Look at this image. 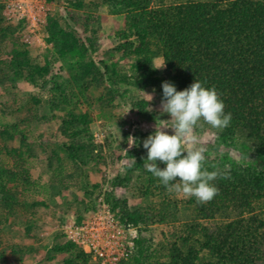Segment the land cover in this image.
I'll list each match as a JSON object with an SVG mask.
<instances>
[{
  "label": "trees",
  "instance_id": "trees-1",
  "mask_svg": "<svg viewBox=\"0 0 264 264\" xmlns=\"http://www.w3.org/2000/svg\"><path fill=\"white\" fill-rule=\"evenodd\" d=\"M67 2L74 7L67 15L72 26L65 28L56 16L48 15L42 30L55 57L61 61L72 60L73 80L81 82L86 89L92 81L100 82L104 74L97 64L101 60V43L92 36L96 32L93 27L96 18L82 10L83 0ZM99 2L123 20L122 26L113 30L112 51L119 57H135L131 64L133 73L118 71L117 75H109L107 79L113 82L116 78L123 81L134 78L140 84L145 80L152 81L150 63L153 56L160 55L177 91L185 89L195 79L206 87H215L225 104V113L232 114L230 126L224 129L226 135L246 132L254 143V153L264 157V0ZM0 21L3 31L8 34L17 28L1 14ZM16 25L22 24L17 22ZM75 25L82 28V32ZM84 34L88 35L85 37ZM25 52L21 45L15 44L11 57L25 80L42 87L50 82L57 91H64L52 74L49 59L45 56L43 63L30 62L25 59ZM108 68L105 65L106 74ZM88 77L92 78L91 82ZM63 95V103L72 105L65 92ZM74 109L66 114V118H61L59 129L70 138V143L64 145L68 157L80 166H87L90 159L93 162L99 155H93V145L88 146L77 139L81 131L89 132L90 116L81 113L77 106ZM19 122L16 118L6 123L3 132L11 137V132L20 134ZM79 123L81 129L73 126ZM136 142L143 141L137 139ZM211 165L206 160L204 167L213 171ZM54 171L59 174L62 170ZM28 172L23 164L0 171V204L9 214H13L19 204H24L16 195L17 189L9 187V183L21 180L28 186ZM220 173L229 174L231 178L218 177L212 182L219 189L212 201L198 204L195 198L185 200L184 207L190 215L178 231L168 232L164 225L159 229L153 227L155 223L176 220L180 209L166 194L163 185L159 188L161 199L148 204L145 210H122L119 215L122 222L135 227L150 226V234L144 237L138 232L133 249L117 264H264V166H237ZM2 174L7 180L5 183H1ZM107 198L113 207V201L109 196ZM222 210L228 211V217L216 218ZM71 219L75 222L84 220L81 216ZM65 220L68 219H60L56 225ZM56 231L65 237L62 230ZM52 248L66 252L60 264H96L67 238L60 245L52 244Z\"/></svg>",
  "mask_w": 264,
  "mask_h": 264
},
{
  "label": "rangeland",
  "instance_id": "rangeland-1",
  "mask_svg": "<svg viewBox=\"0 0 264 264\" xmlns=\"http://www.w3.org/2000/svg\"><path fill=\"white\" fill-rule=\"evenodd\" d=\"M67 1L47 0L48 15L56 16L65 28L72 26L67 15L74 9ZM99 1L83 0L82 10L96 18L93 22L96 32L92 36L101 43V60L97 64L104 73L100 82L88 77L87 80L92 82L86 89L81 82L73 80L72 60L61 61L55 57L42 27L41 43L30 44L25 40L27 30L24 25L18 26L11 21L17 28L8 34L3 31L0 21V171L23 164L30 177L28 186L21 180L8 182L9 187L17 189V197L24 202L13 214L7 213L0 204V264H60L66 252L53 249L52 244L60 245L66 237L56 231V223L60 219L89 217L102 191L113 201L112 209L118 218L122 210H145L148 204L161 199L159 188L162 184L144 168L147 151L143 142L136 140L144 141L154 133L156 125L159 127L162 121L170 120L160 106L162 83L169 81L175 85V82L167 75L160 55L153 56L150 63L152 81L145 80L140 84L134 78L129 81L116 78L113 82L107 79L109 75H117L118 71L133 73L131 64L135 57H119L112 51L113 30L122 26L123 20ZM75 26L82 32V28ZM15 44L26 50L24 57L30 62L43 63L46 56L51 62L53 76L64 91H57L50 82L42 87L25 80L11 59ZM105 65L109 67L107 74ZM64 92L72 105L63 103ZM5 105L9 107L5 108ZM75 106L90 116L89 132L81 131L77 139L88 146L93 145V155H99L93 162L90 159L87 166H80L68 157L64 145L70 143V138L59 129L61 118H66L71 110L75 111ZM16 118L20 120L22 132H11V137L3 130L6 123ZM168 123L170 125L171 121ZM73 126L82 128L81 123ZM165 131L172 134L171 129ZM94 133L100 134L101 138L97 139ZM195 134L200 145L206 148V160L214 166L213 171L264 166V157L254 153V143L246 132L237 131L227 136L224 130L203 124L196 128ZM158 166L165 167L159 162ZM59 168L61 173L55 174L54 169ZM2 177L1 183L7 182L4 174ZM114 179L116 185L112 184ZM166 194L179 205L178 217L163 224L155 223L153 227L159 229L164 225L168 232L178 231L189 219L190 212L184 207L187 197L167 190ZM222 211L216 218L228 217V211ZM149 229L150 226L146 228L143 224L136 226L133 242L139 237L138 232L140 236H149Z\"/></svg>",
  "mask_w": 264,
  "mask_h": 264
},
{
  "label": "clouds",
  "instance_id": "clouds-1",
  "mask_svg": "<svg viewBox=\"0 0 264 264\" xmlns=\"http://www.w3.org/2000/svg\"><path fill=\"white\" fill-rule=\"evenodd\" d=\"M162 90L160 106L170 120L162 121L159 127L156 125L154 133L144 139L143 148L147 151L144 168L169 193L195 198L198 204L208 203L219 194L212 182L218 177H231L204 167L206 148L200 145L195 130L207 124L222 131L230 126L232 114L225 113V104L215 87H206L196 79L180 91L173 83L164 81ZM165 129H171L172 134ZM158 162L165 167H159Z\"/></svg>",
  "mask_w": 264,
  "mask_h": 264
},
{
  "label": "built area",
  "instance_id": "built-area-1",
  "mask_svg": "<svg viewBox=\"0 0 264 264\" xmlns=\"http://www.w3.org/2000/svg\"><path fill=\"white\" fill-rule=\"evenodd\" d=\"M2 14L20 22L27 30L26 42L41 43L40 29L50 6L47 0H0ZM99 139L100 134L94 133ZM68 240L76 243L99 264H116L120 257L131 252L137 230L122 222L111 207L105 191L98 194L95 210L81 222L65 220L57 225Z\"/></svg>",
  "mask_w": 264,
  "mask_h": 264
}]
</instances>
